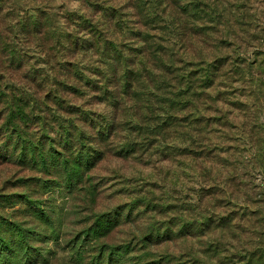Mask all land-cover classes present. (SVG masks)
I'll return each mask as SVG.
<instances>
[{
  "label": "rangeland",
  "instance_id": "1",
  "mask_svg": "<svg viewBox=\"0 0 264 264\" xmlns=\"http://www.w3.org/2000/svg\"><path fill=\"white\" fill-rule=\"evenodd\" d=\"M91 1L0 0V235L11 241L21 230L26 242L23 247L9 242V249L17 253L10 256L11 264H264V169L251 168L252 145L238 121L234 127L213 124L207 139L195 135L192 123L198 115L188 104L180 108L188 96L179 84L185 85L184 73L194 78L200 67L190 66L189 60H171L179 56V43L165 5L139 0L134 16L145 19L137 24L140 37L145 44L153 42V61L160 67L151 69L153 83L146 88L152 108L141 106L138 117L123 104L105 139L96 138L94 122L75 121L72 142H63V127L72 114L57 109L52 97L91 109L94 115L106 111L105 98L98 90L92 95L91 90L67 94L54 86L51 82L57 78L50 68L62 57L61 50L56 46L49 56L48 49L20 33L18 22L36 15L49 32H60L73 27L75 14L97 17L99 3L123 2L125 10L131 9V0H97L94 6ZM130 17L127 23L132 25ZM255 34L243 54L250 60L255 55L262 72L255 74L251 68V74L264 80L263 28ZM9 52L21 56L9 61ZM93 57L76 62L90 64ZM30 67L38 76L24 74ZM142 74L146 72L130 79L137 81L143 98ZM121 76L112 78L117 84L108 85L107 94L120 89ZM243 76L244 81L231 78L230 87L240 92L254 87L250 74ZM120 102L124 103L117 102L119 106ZM259 111L258 120L264 124V107ZM198 137L208 144L202 151ZM126 141L132 148L125 154L116 152ZM91 145L101 147L103 155L90 165L82 163L80 173L75 174L72 164L63 165V156L77 150L86 153ZM233 148L235 162L229 160L227 166L243 173L248 169L247 177L240 178L244 193L248 197L249 179L260 203L232 199L225 191L226 155ZM128 205L134 206L128 211ZM105 210L112 214L109 228L96 225L95 214Z\"/></svg>",
  "mask_w": 264,
  "mask_h": 264
},
{
  "label": "trees",
  "instance_id": "2",
  "mask_svg": "<svg viewBox=\"0 0 264 264\" xmlns=\"http://www.w3.org/2000/svg\"><path fill=\"white\" fill-rule=\"evenodd\" d=\"M154 1L158 5H165L164 12L171 17V22L176 27L175 35L178 36L179 56L171 60H189L192 62L190 66L195 64L193 67L197 65L200 67L199 73L194 78L192 77L193 79L188 73H184L185 77L181 82H185V85L184 83L183 85L179 84L185 88V94L188 96L185 99L187 102L180 108L188 104L190 108H195L198 115L195 122L192 123L195 126V128L193 127L196 132L195 135L201 136L203 134V138L207 139L208 135L205 134L209 132L213 124L234 127L238 121V125L246 127L245 133L252 145V154L255 159L250 160L251 168L263 170L264 124L258 120V117L261 106L264 107V80L251 74V68L255 70V74L262 72L257 69L259 60L255 61L254 54L250 60L243 52L250 40L256 37L255 29L262 31L263 28L264 30V0H152V2ZM97 2V0L91 1L92 6L98 4ZM122 3L113 4L108 1L99 3L96 8L98 15L95 18L91 17L90 14H75L70 21L73 27L61 29L60 32H49L47 24L36 15L31 18H21L18 22L20 33L25 35L28 40L33 41L36 46L42 47L44 50L48 49L49 56H52L50 51L54 47L57 46L61 50L62 57L57 58L58 61L54 59V65L50 68L51 74L57 78L51 82L54 86H59L60 91L67 94L91 90L90 95H92L98 90L100 96L105 98L106 111L94 115V111L91 109L76 107V104L72 105L67 102L63 104L59 95H57L59 98L52 97L54 100L52 103L57 109L66 110L72 114L69 119H66V127H63V131H65L64 140L67 137V140L63 142L66 144L72 142L69 137L72 130L76 129L75 121L82 120L87 124L94 122L96 138L105 139L109 132L112 133L115 124H117L116 119L120 115L118 113H121L123 104L127 103L131 109V114L138 117L141 106L145 110L152 108L148 97L150 89L146 90V88H150V82L153 83L151 69L158 68L160 70L159 65L156 66L153 61L156 55L153 54L152 47L155 45L151 40L145 44V39L140 37V28L137 24L144 23L145 19H135L134 17L138 12L136 9H138L139 0L128 1L131 9L127 10L122 7ZM140 14L142 16V13ZM144 15L147 18V14ZM130 16L133 18L132 25L127 23V20L131 18ZM52 33L53 39L51 38ZM55 48L53 50L57 51ZM7 55L9 61L16 60L21 56L19 54L18 57H15L14 52H9ZM85 56H94L90 64H77L76 61ZM168 62L164 61V63ZM141 71L146 72L141 76L145 88V91L142 92L143 98L139 97L141 96L140 89L135 87L138 85L137 81L131 82L130 79L131 76L138 75V72ZM23 72L30 78L38 76V71L34 67L25 68ZM245 73L250 74V83L253 81L254 87L241 92L230 87L231 78H233L232 80L244 81L243 75ZM118 74H122L121 78H123L121 87L119 86V90L109 95L107 94V86L117 84V79L112 80V78ZM129 88L132 93H127ZM119 101L124 103L120 102L119 106L117 103ZM136 102L143 103L140 105ZM60 123H62V119ZM185 123L189 124L190 122L186 121ZM185 123L184 126L187 127ZM13 124L19 126V123ZM76 124L78 125V123ZM198 139L200 142L198 146H200L201 151L202 148L208 147V144L203 142L202 137H198ZM259 140L261 143L256 142ZM130 148H132L131 142L126 141L114 150L125 154ZM38 151L42 158L46 157L42 146L38 147ZM103 151L101 147L91 145L86 153L77 150L75 155L63 156L62 162L64 166L72 164L75 174L76 172L80 173L82 163L85 165L92 164L103 155ZM235 151H237L236 148H233V151L227 153L226 166L232 160L235 162L234 154H232ZM200 155L202 154L200 153ZM230 155L231 158L229 159ZM69 170L71 171V169ZM225 171L226 175L222 184L230 198H241L245 203L261 202L259 201L260 198H255L254 186L248 178V197L244 193L245 183L240 181V178H245L248 169L243 173V170L236 171L227 166ZM257 195L260 194L257 193ZM133 206L128 205L127 210H131ZM117 214H120L119 211ZM95 215L98 221L97 226L104 223L105 228H109L113 224L109 220L112 214L108 210L100 211ZM13 236L15 239L10 241L8 240L10 236L0 235V264H11L10 256L15 257L17 255L16 251L9 249V242H12L16 247H23L26 244L25 234L21 230H16ZM5 251L9 253L6 254Z\"/></svg>",
  "mask_w": 264,
  "mask_h": 264
}]
</instances>
